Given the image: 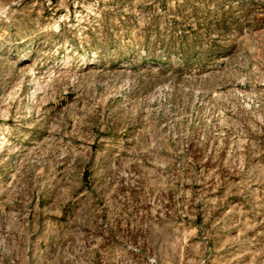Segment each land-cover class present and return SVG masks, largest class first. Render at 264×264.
<instances>
[{
  "label": "rangeland",
  "instance_id": "obj_1",
  "mask_svg": "<svg viewBox=\"0 0 264 264\" xmlns=\"http://www.w3.org/2000/svg\"><path fill=\"white\" fill-rule=\"evenodd\" d=\"M0 264H264V0H0Z\"/></svg>",
  "mask_w": 264,
  "mask_h": 264
}]
</instances>
